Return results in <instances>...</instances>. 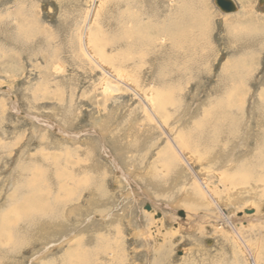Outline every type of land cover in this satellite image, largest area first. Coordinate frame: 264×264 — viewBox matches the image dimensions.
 <instances>
[{"label": "rangeland", "instance_id": "obj_1", "mask_svg": "<svg viewBox=\"0 0 264 264\" xmlns=\"http://www.w3.org/2000/svg\"><path fill=\"white\" fill-rule=\"evenodd\" d=\"M185 1L0 0V264H264V0Z\"/></svg>", "mask_w": 264, "mask_h": 264}, {"label": "bare ground", "instance_id": "obj_2", "mask_svg": "<svg viewBox=\"0 0 264 264\" xmlns=\"http://www.w3.org/2000/svg\"><path fill=\"white\" fill-rule=\"evenodd\" d=\"M188 3V2H190L189 0H186L184 3ZM191 3V2H190ZM192 4V3H191ZM183 7V6H182ZM183 9V8H182ZM174 11H176V10H174ZM179 11V10H178ZM185 11H186V8H185ZM178 13V12H177ZM176 13V14H177ZM186 16V15H185ZM179 17L181 18L182 17V14L180 13L179 14ZM158 18V17H157ZM186 22V21H185ZM150 25V24H149ZM159 25V24H158ZM153 26V25H152ZM173 26V28H174V30L173 31H175V34H177V32H179L180 30H181V24L180 23H177V25L174 23V25H172ZM170 27V26H169ZM164 28V27H163ZM163 30V29H162ZM184 30V29H183ZM188 31V30H187ZM183 33V32H182ZM185 33V32H184ZM178 35V34H177ZM187 35H188V33H187ZM174 37H177L178 39H179V36H174ZM183 37H184V35H183ZM188 37V36H187ZM155 38V37H154ZM175 42V41H174ZM152 43V42H151ZM150 50V49H149ZM143 52V51H142ZM148 52V51H147ZM149 54V53H148ZM148 54H146V55H148ZM153 55V54H152ZM164 56H162L161 57V59H165V66H166V68H165V73H166V69H167V71L169 70V65H168V61H167V55H165V54H163ZM151 56V55H150ZM154 56H155V58H157L156 57V55L154 54ZM105 57V56H104ZM104 57H102V60H103V62L106 64V58H104ZM151 57H153V56H151ZM117 58V57H116ZM150 58V57H149ZM154 58V57H153ZM152 58V59H153ZM151 59V60H152ZM155 61H156V59H154ZM123 62V59H122V57H120V58H117V60H111V62L110 63H107L110 67H109V69H108V67H104V69H105V73L106 74H108V76H114L116 79H119V81H122V82H124V81H129L130 79H132V77H130L129 75H127V72H124V74L120 71L121 69H118L116 66H117V64H121ZM157 62H158V60H157ZM175 62V61H174ZM173 62V63H174ZM164 63V62H163ZM177 63V62H176ZM112 65V66H111ZM176 65V64H175ZM155 66H153L152 68H154ZM159 68V67H158ZM161 68V67H160ZM150 71H151V67H150V69H149ZM162 71L164 70V68L163 69H161ZM118 71V72H117ZM154 71V70H153ZM156 71V70H155ZM154 71V72H155ZM159 71V70H158ZM117 72V73H116ZM169 72H170V70H169ZM168 72V73H169ZM157 73V72H156ZM159 73H163V72H159ZM165 75V74H164ZM168 75V74H167ZM166 75V76H167ZM163 76V75H162ZM165 76V77H166ZM167 77H169V76H167ZM171 77V76H170ZM169 77V78H170ZM160 79H161V77H159ZM160 79H158V80H160ZM171 79V78H170ZM162 80V79H161ZM165 80H167V79H165ZM169 80V79H168ZM105 81V80H104ZM118 82V81H117ZM126 82H124V83H126ZM123 83V84H124ZM105 84H107V83H105ZM104 84V85H105ZM110 84V83H109ZM127 84V83H126ZM131 87V86H130ZM133 88V87H132ZM115 89V88H114ZM106 90V89H105ZM105 90H103V91H105ZM109 91V90H108ZM106 92V91H105ZM161 108V107H160ZM159 108V109H160ZM215 114H217V113H215ZM218 115V114H217ZM208 116V115H207ZM227 116V115H226ZM210 116H208L207 118H206V120L205 121H203V126L205 127L204 128V133L205 132H207L208 130H210L209 128H208V126H209V123L212 121V118H211V120H210ZM228 119H231L232 120V122H234L235 120H233L232 119V117H228L227 118V120ZM230 121L228 120V123H229ZM232 122H230V127H231V131L233 130L232 128H234L233 127V124H232ZM236 122V121H235ZM211 125H213V124H211ZM214 126V125H213ZM229 127V126H228ZM228 127L226 126V128L228 129ZM229 127V128H230ZM213 130V129H212ZM214 131V130H213ZM218 131V130H217ZM230 131V130H229ZM219 132H220V129H219ZM211 133V132H210ZM200 134V133H199ZM214 134V133H213ZM216 134H217V132H216ZM223 135V134H222ZM195 136V135H194ZM194 136H193V138H194ZM205 136V135H204ZM218 136V135H217ZM221 136V135H220ZM184 139H181L182 141H181V143H182V145L181 144H179V145H175V147L177 148V150L175 149V153H176V155L178 156V157H180V158H182L183 159V157H182V154H183V151L185 152L186 150H188V151H190V152H192V153H194V152H196L195 153V155H197L198 157L200 156H203V155H205V153H203V150H202V148L200 147V145L201 144H199L198 142L199 141H197V140H195V141H190L191 140V138L189 137H187V140L188 141H190L188 144H186V135H184V137H183ZM199 139V138H198ZM205 139H207V138H205ZM217 140V139H216ZM215 140V141H216ZM213 141V140H212ZM262 141L264 142V137H263V139H262ZM212 144V143H211ZM214 144V143H213ZM209 145H207V147H208ZM203 147H204V145H203ZM206 147V146H205ZM210 148H211V146H210ZM209 148V149H210ZM213 148V147H212ZM206 149V148H205ZM262 149L264 150V144H262V142H261V146H260V148H259V150L260 151H262ZM207 153V152H206ZM209 153H211V152H209ZM208 153V154H209ZM262 153H264L263 151H262ZM176 156V157H177ZM259 160V159H258ZM215 161V160H214ZM245 165V164H244ZM165 168L168 170V175L170 176V179L171 178H173V175L175 176V174H173L174 173V171H176V170H178V168H179V166L178 165H176L175 163H173V162H171V160H169V161H167V165L165 166ZM260 168V167H259ZM264 168V167H263ZM262 168V169H263ZM243 169H245V168H243ZM174 170V171H173ZM231 171H230V173L231 174H237V175H239V176H241L240 175V173H242V169H239L238 167H235V168H232V169H230ZM264 170V169H263ZM248 171V170H247ZM173 172V173H172ZM248 172H250V171H248ZM55 174H57V173H55ZM243 174V173H242ZM245 174V173H244ZM243 174V175H244ZM167 175V174H166ZM245 175H247V174H245ZM58 176V175H57ZM248 176V175H247ZM257 176V175H256ZM165 177V176H164ZM251 177V176H250ZM246 178V177H245ZM249 179H251V180H253L252 178H249ZM257 180V179H256ZM230 181V180H229ZM168 182V181H167ZM201 184H200V186L202 185V187H203V190L205 191V193H204V195H205V197H206V194L208 195V197L209 196H211V191L209 190V187H208V185H207V183H206V181H204V180H201ZM153 183V182H152ZM198 184V185H199ZM201 187V188H202ZM62 188H64V187H62ZM228 188V187H227ZM227 188H225V189H223V196H226L227 197V195H228V197H230V195L232 194L231 192H230V190H227ZM77 189V188H76ZM69 192V191H68ZM99 192V191H98ZM213 192V191H212ZM227 192H229V193H227ZM240 192V191H239ZM238 192V193H239ZM221 193V192H220ZM213 194V193H212ZM222 194V193H221ZM38 195V194H37ZM238 195V194H237ZM203 196V195H202ZM240 196V195H239ZM36 197V196H35ZM74 197V196H73ZM212 197V196H211ZM210 198V197H209ZM213 198V200L212 201H214V197H212ZM211 198V199H212ZM35 199V198H34ZM39 200V199H38ZM41 203V202H40ZM45 203V202H44ZM34 204V203H33ZM33 204H32V206H33ZM213 204H215V205H217L218 204V202L217 201H214L213 202ZM38 206V205H37ZM41 206V205H40ZM218 206V205H217ZM189 207L190 206H188V209H189ZM192 207V206H191ZM23 208H24V206H23ZM33 209V208H32ZM26 210H27V207H26ZM29 210V209H28ZM18 211V210H17ZM22 211V210H21ZM36 211V210H35ZM26 212V211H25ZM24 213V212H23ZM22 213V214H23ZM19 214V213H18ZM25 214V213H24ZM32 214V213H31ZM35 214V213H34ZM225 214H226V217H227V219H223V220H221V221H226V222H228V223H232L231 221H234V220H236L234 217H229V216H227V213L225 212ZM19 216V215H18ZM17 216V217H18ZM28 216H29V214H28ZM27 216V217H28ZM36 217V216H35ZM187 218V217H186ZM189 218H187V220H188ZM230 219V220H229ZM18 220H19V218H18ZM223 222H221V223H223ZM190 223V221H188V223H186L185 222V226L187 225V224H189ZM193 227V226H192ZM191 227V228H192ZM229 227H232L233 229H232V231L234 232V233H236V238L240 241V243L242 242V244L244 245V247L246 248V250L247 251H251L252 253H249V254H251L250 256L251 257H253L254 259H255V257L257 256H259V253H260V250H259V248L257 247H254L253 245H251V244H249L248 243V241H247V239H245L244 238V236H242V234L239 232V231H237L238 230V228H236V226L234 225V224H229ZM154 230H156V229H154ZM224 231V230H223ZM244 238V239H243ZM245 240V241H244ZM249 241H250V239H249ZM106 245V244H105ZM250 246V247H249ZM157 247H159V246H157ZM158 250H159V256H161V258H162V255H161V252H162V250H161V248H158ZM255 250H258V252L257 251H255ZM254 252L256 253V255L254 254ZM248 253V252H247ZM79 259V258H78ZM165 259H167L166 258V254H165ZM78 261V260H77ZM189 259L188 258H185L184 259V264H189ZM163 263H164V260H163ZM165 264V263H164ZM182 264V263H181Z\"/></svg>", "mask_w": 264, "mask_h": 264}, {"label": "water", "instance_id": "obj_3", "mask_svg": "<svg viewBox=\"0 0 264 264\" xmlns=\"http://www.w3.org/2000/svg\"><path fill=\"white\" fill-rule=\"evenodd\" d=\"M214 3L224 13L234 12L237 9L234 0H214ZM145 209H149V205H146Z\"/></svg>", "mask_w": 264, "mask_h": 264}]
</instances>
